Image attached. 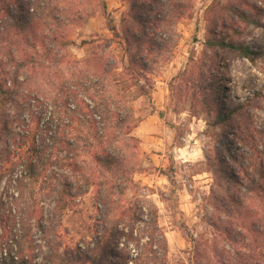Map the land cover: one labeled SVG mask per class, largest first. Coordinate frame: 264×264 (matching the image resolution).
Instances as JSON below:
<instances>
[{"label": "trees", "instance_id": "obj_1", "mask_svg": "<svg viewBox=\"0 0 264 264\" xmlns=\"http://www.w3.org/2000/svg\"><path fill=\"white\" fill-rule=\"evenodd\" d=\"M81 1L0 0V53L6 57L8 67L0 62V137L10 131L11 119H4L7 105L17 104L18 91L25 84L27 116L37 126L32 150L10 170L12 175L21 168V174L11 178L9 185L14 184L13 197L19 209L16 217L22 234L10 247L4 263L32 264L34 252L38 251L44 264H170L169 244L155 203L143 198L130 209L116 213L113 187L107 188L115 182L126 186L136 172L125 149V142L137 140L131 134L135 128L133 109L127 106L121 92L114 89L115 81L109 76L118 69V62L89 58L77 62L79 66L76 65L74 74L53 79L56 88L53 96H42L32 90L40 77L44 80L51 77V74L45 76V62L58 70L66 61L64 50L69 40L63 27L83 19L84 12L75 7ZM128 1L131 21L124 23L121 35L112 21L110 30L125 47L128 87H136L142 95H147L148 90L139 85V80L143 78L151 83L147 75H152L164 51L176 45L177 24L188 15L193 2ZM66 3L68 6H64ZM214 6H219L228 18L221 25V35L208 40L207 47L214 57L212 71H219L222 60L232 62L241 57L256 63L263 58L264 50L251 49L236 37L250 25L264 28V0H232ZM181 76L184 80L190 74L185 70ZM194 79L187 82L195 86L198 80ZM213 92L214 123L222 132L221 148L217 149L213 165L218 188L223 192H212L215 204L209 221L211 232L190 238L189 262L264 264V126L247 128V133L238 134L237 121L236 129L229 130L235 117L244 115L251 119L257 106L253 99L230 101L217 85L213 86ZM238 143L250 154H245L243 149L235 151ZM59 152H66L65 159ZM4 157L1 150L0 166ZM83 158L90 160L88 164L98 166L99 184L94 183L97 170L84 174L88 168ZM58 167L70 174H57L54 169ZM2 175L0 172V181ZM40 182L56 194L46 221L41 211L24 200L27 185L34 188ZM92 185L100 188L99 216L92 237L73 246L65 245L59 230L62 216ZM123 193L124 189L119 192ZM32 218L36 219L43 245H37L33 239H29L28 245L22 243L27 238L25 225Z\"/></svg>", "mask_w": 264, "mask_h": 264}, {"label": "rangeland", "instance_id": "obj_2", "mask_svg": "<svg viewBox=\"0 0 264 264\" xmlns=\"http://www.w3.org/2000/svg\"><path fill=\"white\" fill-rule=\"evenodd\" d=\"M228 1L232 0H192V9L177 24L176 45L169 46L164 51L162 59L153 67L152 75H147V78L152 79L151 83L143 78L139 80V85L148 90L147 95H142L136 87H128L130 75L125 70L128 66L125 47L119 43L120 38L115 36L109 25L112 21V26L122 34L124 23L131 21L132 17L129 1L76 2V9H81L84 17L63 27L69 40L64 50L66 61L58 70L50 62H45V76L51 74V77L45 80L40 77L32 85L33 91L51 97L56 93L53 79L74 74L76 65L79 66L77 62L89 58L109 63L113 60L118 62V69L113 70L109 76L115 81L114 89L121 92L120 96L127 106L133 109L132 122L135 128L131 134L137 140L125 142V149L136 172L126 186L115 182L107 188L113 187L116 213L130 209L143 198L155 203L159 210L160 226L166 233L169 244L170 264H190V238L211 232L209 221L214 214L215 204L212 192L219 194L222 190L218 188L213 165L217 149L221 148L219 137L222 134L221 128L214 123L211 108L213 86L222 88L232 102L253 99L257 106L251 119L244 115L235 117L229 130L236 129L237 121L240 124L238 134L247 133V128L260 129L264 126V57L256 63L241 57L232 62L222 60L218 72L211 69L214 57L207 47L208 40L221 35V25L228 18L226 13L218 9L219 6L212 7L217 2ZM236 40L251 49L264 50V28L250 25L237 35ZM0 62L8 69L7 59L1 53ZM185 70L190 77L183 80L181 73ZM201 71L203 75L200 79ZM195 77L198 80L195 86L187 82ZM6 86L8 88L10 84ZM16 101L17 104L7 105L4 117L11 119L10 131L0 137V154L4 150L5 156L2 161L4 163L0 166L3 174L0 181V264H5L4 259L9 256L10 247L22 234V226L16 217L19 209L13 197L14 184L9 185L11 178L21 174V168L18 167L12 175L10 170L32 150V140L37 132L36 122H30L31 118L27 116V84L19 89ZM22 108L25 109L24 112ZM240 149L245 154H250L246 147L238 143L235 151ZM59 153L65 159L66 152ZM83 160L88 168L84 170V174L89 175L93 170H97V174L98 166L88 164L90 160L87 158ZM54 170L62 176L70 174L61 167ZM95 177L94 183L99 184L100 175ZM123 189L124 193L119 194ZM99 190V187L92 185L87 194L77 197L64 212L59 230L65 245L73 246L84 240L89 241L92 237L99 216ZM55 196L47 185L43 186L40 182L34 188L27 185L24 200L41 211L46 221ZM25 231L27 238L23 240V244L27 242L28 245L29 239L35 240L37 245L44 244L35 218L27 221ZM32 264H44L43 256L38 251L34 252Z\"/></svg>", "mask_w": 264, "mask_h": 264}]
</instances>
